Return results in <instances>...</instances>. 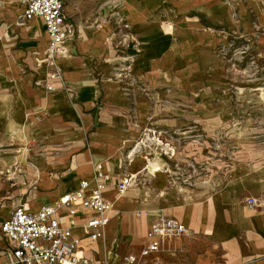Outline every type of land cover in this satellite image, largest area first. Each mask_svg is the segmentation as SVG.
<instances>
[{"label":"crops","instance_id":"crops-1","mask_svg":"<svg viewBox=\"0 0 264 264\" xmlns=\"http://www.w3.org/2000/svg\"><path fill=\"white\" fill-rule=\"evenodd\" d=\"M14 1L21 13L18 0ZM98 2L107 24L96 33L84 32L82 40L77 23L67 16L75 23L76 36L69 43L71 55L59 59L64 83L60 90L48 92L32 85L35 77L46 76L45 68L36 64V58L43 55L48 45L42 19L27 21L24 32L13 38L15 41L24 36L36 38L44 33L41 48L23 56L22 63H19L23 53L20 49L10 56H0V140L8 139L11 131L36 129L40 139H58L63 148L58 157L32 158L41 169L38 180L47 189L48 198L37 199L34 190L33 202L15 199L5 207L8 212L0 210V225L19 203L37 210L74 190L81 179L92 178L98 163L114 179L125 174L144 173L145 177L166 174L160 155L167 156L166 144L174 146L156 134L164 127H155L153 116L180 114L183 110L177 107L171 112L175 107L164 103L157 106L155 100L168 99L186 89L190 98L202 99L205 96L202 88L207 84L232 78L226 70L228 52L233 56L229 61L235 65L236 57L264 58V0ZM112 34L113 42L109 38ZM166 121L162 126L179 127L169 119ZM140 139L146 140L147 145H138L132 160H128V153ZM157 139L162 143L156 142ZM9 159L10 163H23L26 176L36 179L23 154L0 158V167L5 169L4 162ZM137 160L140 168L132 170L130 167ZM68 165L59 181L46 176L50 168L57 170ZM6 187V181L0 178V194ZM129 189L121 195L113 184L107 188L105 194L112 202L109 222L99 241L91 244L83 237L86 255L119 263L122 257L114 252L118 241L125 249L141 243L142 248L156 219L153 216L145 218V223L137 222L134 211L138 190ZM150 190L146 186L141 195L149 194ZM242 192L263 205L252 208L230 200L232 194ZM122 199L124 203L120 206L118 201ZM164 214L178 218L190 235L202 234L206 243L198 253L200 248L190 245L188 233L171 238L166 243L174 255H162L161 264H264V154L233 172L227 196L219 198L212 194L203 207L188 202L183 204L182 211L167 209ZM75 232L83 235L80 228ZM5 247V240L0 237V264H9L1 253ZM164 251L168 252L165 248Z\"/></svg>","mask_w":264,"mask_h":264},{"label":"rangeland","instance_id":"rangeland-1","mask_svg":"<svg viewBox=\"0 0 264 264\" xmlns=\"http://www.w3.org/2000/svg\"><path fill=\"white\" fill-rule=\"evenodd\" d=\"M65 4V13L67 12V16L79 27L80 40L85 38L84 32L96 33L107 24H104L105 20L99 12L98 0H65ZM17 7L14 0H0V56H10L20 49L23 53L19 63H22L23 56L44 45L45 34L41 33L36 38L19 37L15 41L14 36L24 32V27L29 23L24 20ZM20 23L23 25H19ZM42 29L44 31L43 26ZM109 38L112 42L115 40L113 34ZM226 56V70L232 78H221L218 82L207 84L202 88L205 94L202 99L190 98L186 89L176 92L168 99L155 100L157 106L164 103L175 107L171 112L176 111L178 107L183 113L153 116L155 127H164L156 134L174 146L175 155L171 158L168 155H160L162 165L167 169L166 174L157 173L154 177H145L144 173L136 175V181L129 190H138L134 211L137 222L145 223L147 217L155 216V220L168 216L164 214L167 209L182 211L183 204L188 202L203 207L209 202L212 194L219 198L227 196L233 172L264 154V58L236 57L233 60L235 65L229 61L233 57L232 53L228 52ZM167 119L177 123L179 127L162 126ZM33 122L34 119L31 118V123ZM9 136L3 142L0 140V158L23 154L26 164L34 170L36 179L26 176L23 163H10V159L4 162L5 169L0 167V178L6 181L7 187L0 194V210L7 212L5 207H9L15 199L22 198L23 202H33L35 198L31 194L34 190L37 191V199L48 198L47 189L43 187L42 181L38 180L42 175L41 169L32 158L58 157L63 151L60 140L40 139L36 129L11 131ZM139 162L137 160L130 168L139 169ZM35 167L40 169V173L36 172ZM68 169L69 165L68 168L57 170L52 167L46 176L59 181ZM12 172L14 174L10 176ZM62 186L61 183L60 192L63 190ZM146 186L151 188L149 194L141 195ZM56 199L48 204L55 203ZM230 200L249 207L245 192L232 194ZM123 203V199L118 201L120 206ZM121 216L123 217V214ZM115 226L117 229L120 227L117 220ZM138 233H142V227L138 228ZM187 238L192 247L200 248L198 253L204 249L206 240L202 234H189ZM196 241L198 243L195 244ZM141 244L129 245L125 249L118 241L114 252L123 258L130 252H139ZM164 248L168 252H165ZM169 250L165 243L152 259L158 257L161 262L162 255H174Z\"/></svg>","mask_w":264,"mask_h":264},{"label":"built area","instance_id":"built-area-1","mask_svg":"<svg viewBox=\"0 0 264 264\" xmlns=\"http://www.w3.org/2000/svg\"><path fill=\"white\" fill-rule=\"evenodd\" d=\"M18 3L24 20L42 19L48 35L47 48L36 58L37 67H44L46 76L35 77L32 85L48 92L60 90L64 83L59 59L71 55L69 43L76 36L75 23L65 13V2L18 0ZM156 142L162 143V140ZM146 143L140 139L128 153V160H132L138 145L146 146ZM166 145L165 154L172 156L174 147ZM136 178L135 174H125L114 179L103 164L98 163L91 179H81L77 188L60 196L55 203L41 205L37 210L24 203L17 204L0 225V237L6 242L1 253L9 264H161L158 257L152 259V256L169 239L188 233L187 227L175 217L157 218L140 251L127 254L119 263L95 260L83 252V237L91 244L104 237L112 210V202L105 194L107 188L113 184L116 192L123 195ZM246 203L252 208L263 205L252 196L246 197ZM76 228H80L84 236L77 234Z\"/></svg>","mask_w":264,"mask_h":264},{"label":"bare ground","instance_id":"bare-ground-1","mask_svg":"<svg viewBox=\"0 0 264 264\" xmlns=\"http://www.w3.org/2000/svg\"><path fill=\"white\" fill-rule=\"evenodd\" d=\"M25 149H27L26 147H25ZM36 168V172L37 173H40V170L37 168V167H35ZM8 170V169H7ZM8 171H10V170H8ZM13 174H14V172H12L11 174H9L10 176H13Z\"/></svg>","mask_w":264,"mask_h":264}]
</instances>
